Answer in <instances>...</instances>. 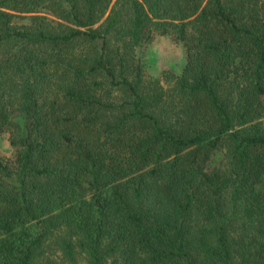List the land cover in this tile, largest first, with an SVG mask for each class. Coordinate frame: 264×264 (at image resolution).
I'll use <instances>...</instances> for the list:
<instances>
[{"label":"trees","instance_id":"16d2710c","mask_svg":"<svg viewBox=\"0 0 264 264\" xmlns=\"http://www.w3.org/2000/svg\"><path fill=\"white\" fill-rule=\"evenodd\" d=\"M0 132V264H264V0H0Z\"/></svg>","mask_w":264,"mask_h":264},{"label":"rangeland","instance_id":"374dc122","mask_svg":"<svg viewBox=\"0 0 264 264\" xmlns=\"http://www.w3.org/2000/svg\"><path fill=\"white\" fill-rule=\"evenodd\" d=\"M137 50L142 68L150 76H162L163 71L179 72L185 61L182 45L164 34H156ZM11 153L8 134L0 132V156L9 157Z\"/></svg>","mask_w":264,"mask_h":264}]
</instances>
